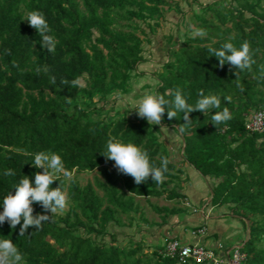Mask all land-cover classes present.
Returning a JSON list of instances; mask_svg holds the SVG:
<instances>
[{"label":"trees","instance_id":"1","mask_svg":"<svg viewBox=\"0 0 264 264\" xmlns=\"http://www.w3.org/2000/svg\"><path fill=\"white\" fill-rule=\"evenodd\" d=\"M232 1L237 6L216 1L207 5L213 16L199 17L197 27L206 34L169 50L156 92L172 99L179 88L187 102L195 104L198 90L204 89L205 94L221 98L220 110H230L232 118L218 126L211 121L217 109L208 116L193 111V122L183 133L178 128L184 123L182 113L169 119L166 111L161 125L181 133L183 162L217 180L211 204H229L248 227L241 248L244 264H264V131L246 129L247 118L264 107V7L263 0ZM171 5V0H0V212L4 196L15 193L14 184L21 177H30L34 185L35 174L43 171L31 161L36 153L59 154L72 172L61 185L72 202L64 215L48 212L50 220L39 230L30 226L24 237L19 235L22 220L15 230L8 222L0 225V238L13 240L23 253L22 264H184L163 254L165 245L148 246L143 240L124 245L115 237L99 238L108 233L111 222H119L120 215L141 212L135 197L185 196L178 185L180 163L171 160L159 127L132 119L128 110L111 111L102 118L103 107L98 110L94 102L96 96L103 101L130 90L133 71L143 59L144 41L138 31L146 33L143 23L153 28L162 8ZM34 10L44 13L49 34L58 41L54 53L43 47L37 30L23 19ZM244 41L255 62L238 77L237 69L227 63L220 67L218 58L210 56V48L218 50L227 42L239 48ZM45 64L49 72L35 74L36 66ZM76 77L85 84L72 88L61 83ZM227 96L231 102L224 99ZM110 138L137 144L156 166L167 157L163 183L157 185L149 177L138 185L119 173L114 161L103 155ZM9 168L14 176L4 175ZM96 169L103 178L86 185L74 175ZM59 184L54 181L52 187ZM33 208L34 215L45 211L38 203ZM153 208L165 216L180 211Z\"/></svg>","mask_w":264,"mask_h":264},{"label":"clouds","instance_id":"2","mask_svg":"<svg viewBox=\"0 0 264 264\" xmlns=\"http://www.w3.org/2000/svg\"><path fill=\"white\" fill-rule=\"evenodd\" d=\"M30 27L37 30L41 37L43 47L51 53L56 51L58 41L53 35H50L51 28L44 13L34 10L26 14L23 18ZM205 30L193 28L192 35H205ZM210 56L214 55L219 60V66L223 67L226 63L231 68L237 69L236 76L239 71L250 69L255 62L252 59L250 44L244 41L237 48L233 43L227 42L220 49L210 48ZM13 65L18 67L16 61ZM48 65H37L34 69L35 74L49 72ZM261 73L264 74V66H261ZM52 84L56 83L55 77L50 78ZM64 85H71L72 88L80 87L81 79L76 77L71 81L62 79ZM225 100L231 102V96L224 97ZM221 98L215 94H205L204 89L198 90V99L195 104H189L187 98L178 88L173 94L172 99H165L164 95L157 92L146 93L141 99L133 105L139 118L145 119L150 125H161L165 112L169 119L179 117V113L183 114L184 123L178 126L181 133L185 132L191 126L193 120L190 114L193 111H200L208 116L212 109L217 111L212 114L211 121L215 125L225 123L232 118L230 110L224 107L220 110ZM106 160L114 161V167L121 174L133 178L136 184L146 182L149 177L155 184H161L164 180V173L168 171L169 160L164 157L160 166L152 163L150 156L146 150L133 142H124L116 138H110L106 143L103 152ZM36 168H42V172L35 174V182L28 176L21 177L15 184V193L8 192L2 200L3 211L0 212V225L8 222L10 227L15 230L17 225L20 226L19 235L24 237L30 226H35L37 230L42 228L44 222L50 220L48 212L52 216L58 212H62L68 205V195L62 188L64 180L72 178V172L64 166L62 157L57 153L38 152L31 160ZM4 175L14 176V171L9 168ZM64 178L63 180L61 178ZM60 181L58 187L53 188L54 181ZM38 203L45 210L44 213L35 214L33 204ZM51 216V217H52ZM23 253L19 250L12 239L0 238V264H22Z\"/></svg>","mask_w":264,"mask_h":264},{"label":"rangeland","instance_id":"3","mask_svg":"<svg viewBox=\"0 0 264 264\" xmlns=\"http://www.w3.org/2000/svg\"><path fill=\"white\" fill-rule=\"evenodd\" d=\"M220 2L223 5L237 6L236 2L232 0H171V6H165L162 8V14L156 21H152L155 24L153 28H149L143 23V28L146 33L138 31V34L143 39V59L137 64L136 69L133 71V79L130 90L126 93L116 92L113 95L108 96L103 101L99 96L94 98V102L97 104L98 110L103 107L104 112L101 117L106 118L111 111H120L125 113L128 110V116L132 119H138L136 110L133 109V105L137 103L143 95L146 93L156 92V87L159 82V74L163 71V64L169 59L168 52L173 47H180L193 37L192 29L199 26V17L208 15L212 17V13L206 8L207 5L213 2ZM232 2V3H231ZM264 7V0L262 1ZM85 84V81H81ZM92 116H98L96 113H92ZM159 126L162 132L160 139L165 142L166 145L175 144L174 149L176 154H180L182 143L184 142L181 133L172 127ZM113 169L112 166H110ZM74 175L78 178L81 185H86L88 182H94L96 177L103 178L98 169L88 172L75 171ZM185 176L181 177V180L186 182ZM183 184V182H182ZM186 185V184H185ZM97 192L103 196V191L97 189ZM67 193V190H66ZM136 201L141 207V212H134L132 215H120L119 222H111L108 233L102 238L106 241H110L115 237V241L120 244L127 245L131 241L147 239L149 236H155L159 232L158 224H163L166 220V216L163 213H158L153 206H168L169 208H185L184 202L180 199L170 200L166 196L163 197H135ZM71 200L68 197V205L62 212H58L60 215H64L69 211L71 207ZM189 208V207H188ZM188 214H192L188 212ZM181 219H186L184 213L179 214ZM230 221L233 220L227 218ZM249 218H246L248 225ZM164 220V221H163ZM215 221V219H214ZM234 222H236L234 220ZM237 223L241 229V236L236 235L241 239L240 243H243L248 236V227L246 228L241 219H237ZM249 226V225H248ZM225 241V240H224ZM145 243V241H143ZM226 243V242H225ZM146 244V243H145Z\"/></svg>","mask_w":264,"mask_h":264},{"label":"crops","instance_id":"4","mask_svg":"<svg viewBox=\"0 0 264 264\" xmlns=\"http://www.w3.org/2000/svg\"><path fill=\"white\" fill-rule=\"evenodd\" d=\"M161 132L160 128L159 133L161 134ZM174 145V143L173 146L169 144L167 147L170 151L171 160L175 163H180L181 176L186 178V182L181 179L178 181L179 191L185 194L183 198L179 199L182 202L185 200V208H179L180 211L166 216L167 218L165 221L163 220V224L156 226L159 228L157 235L149 236L143 241L148 246L165 245L172 239H179L185 243L202 242L212 247H215L219 242L227 246L239 244L241 239L238 236L236 238V235L241 236L240 231L242 228L237 223V219H241L243 223L242 218L232 213L229 204H211L212 186L217 180L203 176L191 164L183 162L184 142L182 143L180 154L175 153ZM186 206L187 208L189 207L188 212L192 214L187 213ZM181 213L186 215V219H181L179 215ZM230 217L233 220L227 219ZM201 224H204V228L207 229L206 234H193L196 231L194 227Z\"/></svg>","mask_w":264,"mask_h":264},{"label":"built area","instance_id":"5","mask_svg":"<svg viewBox=\"0 0 264 264\" xmlns=\"http://www.w3.org/2000/svg\"><path fill=\"white\" fill-rule=\"evenodd\" d=\"M246 129L251 133L264 131V107L254 111L246 120ZM207 229L202 227L193 234H206ZM243 243L227 246L219 242L215 247L202 242L185 243L173 239L165 244L161 252L176 258L179 263L193 264H244L246 254L242 251Z\"/></svg>","mask_w":264,"mask_h":264}]
</instances>
